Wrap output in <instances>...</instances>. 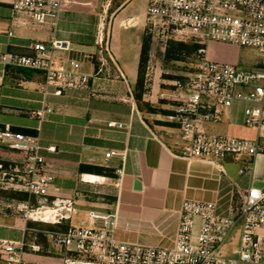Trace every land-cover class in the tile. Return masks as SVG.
I'll return each mask as SVG.
<instances>
[{
  "label": "crops",
  "instance_id": "obj_1",
  "mask_svg": "<svg viewBox=\"0 0 264 264\" xmlns=\"http://www.w3.org/2000/svg\"><path fill=\"white\" fill-rule=\"evenodd\" d=\"M101 1L63 0L54 30L51 23L33 25L29 18L13 15L11 0H0V52L32 55L33 43L54 36L71 42L65 58L77 59L81 71L97 76L89 88H69L56 94L51 87L45 94L41 71L0 63V130L8 127L40 134L42 153L55 177L50 197H58L61 202L70 199L77 208L68 219L71 224H87L90 210L116 213L115 234L119 240L170 246L185 199L216 202L230 188V179L243 189L264 187V153L254 158L253 169L244 175L238 172L242 161L224 162L225 168L226 164L237 165L231 175L227 169L225 174L211 163L181 156L177 123L169 117L179 104L174 84L178 78L163 77L162 68L158 72L151 58L152 46L143 98L138 102L134 95L143 39L149 32V0H124L116 8L108 0L105 5L102 2L103 9ZM166 47L161 49L165 51ZM244 48L211 42L207 55L212 60L241 65ZM254 55L251 60L244 59L247 67L260 59L257 52ZM143 102H149L155 110H149ZM46 103L52 111L38 116ZM243 107V103H235L224 122L211 128L228 135L239 132ZM111 121L125 127H108ZM112 149L119 153L107 157ZM0 161L20 163L22 155L0 142ZM2 172L0 169L1 188L7 180ZM136 180L141 182L140 189L135 187ZM33 222L13 212L0 214V240L24 242L25 264H64L59 247L49 253L33 250V245L40 246L33 236L39 231ZM238 243L235 228L221 252L231 255ZM0 264H6L1 246Z\"/></svg>",
  "mask_w": 264,
  "mask_h": 264
},
{
  "label": "built area",
  "instance_id": "obj_2",
  "mask_svg": "<svg viewBox=\"0 0 264 264\" xmlns=\"http://www.w3.org/2000/svg\"><path fill=\"white\" fill-rule=\"evenodd\" d=\"M63 0H11L12 13L33 25L51 23L57 28ZM146 16L151 34L199 45L194 70L176 79L179 104L171 120L177 123L180 155L215 165L227 174L224 162H240L244 175L254 158L264 153V0H149ZM12 34V32H10ZM211 42L235 44L256 51L260 59L249 67L212 60ZM32 55L0 52V63L37 69L45 76V94H62L69 88H89L96 75L81 71V63L65 58L71 42L57 39L31 45ZM243 103V125L258 132L255 139L224 134L211 127L224 122L235 103ZM50 104L36 114L51 112ZM124 128V123L108 122ZM0 142L22 155L20 163L3 169V188L25 191L24 200H0V214L13 212L26 220L60 223L77 208L68 199H51L55 177L42 153L41 136L0 130ZM54 149V147H49ZM119 152L109 150L107 157ZM120 181V179H118ZM230 188L216 202L185 199L172 245L122 241L116 237V213L90 210L88 223L70 224L66 230H44L52 244L64 251V264H264V187ZM199 219V225L197 224ZM199 227L196 237L194 231ZM238 228L239 243L231 255L221 252L230 232ZM6 264H25V243L0 240ZM39 250L40 246H32Z\"/></svg>",
  "mask_w": 264,
  "mask_h": 264
},
{
  "label": "trees",
  "instance_id": "obj_3",
  "mask_svg": "<svg viewBox=\"0 0 264 264\" xmlns=\"http://www.w3.org/2000/svg\"><path fill=\"white\" fill-rule=\"evenodd\" d=\"M152 35L150 33L145 34L143 39V46H142V53H141V59H140V67H139V77L136 84V88L134 91V95L138 102H140L143 98V92H144V84H145V75H146V69L147 65L150 59V51L152 46ZM199 45L196 43H193L191 41H183V40H176L171 39L165 51L160 53V57L164 61H171V60H183V56L185 54H191L193 57L198 49ZM170 78H179L177 75H166ZM185 76H180L179 79H184ZM143 105H146L149 110H155L154 107L151 106L149 102H143ZM3 162L4 165L8 166L7 161H0ZM0 194L5 195L7 199L10 200H24L27 198L28 193L25 191H19V190H6V189H0ZM9 201V200H8ZM35 224V227L39 230L33 233V236H35V241L40 244V250L44 253H49L55 251L53 250L54 245L52 244L49 236L44 232V230H66L70 226V220L65 219L61 221L60 223H54V222H43V221H37L33 222ZM40 223L43 225H47L48 228L40 227Z\"/></svg>",
  "mask_w": 264,
  "mask_h": 264
},
{
  "label": "rangeland",
  "instance_id": "obj_4",
  "mask_svg": "<svg viewBox=\"0 0 264 264\" xmlns=\"http://www.w3.org/2000/svg\"><path fill=\"white\" fill-rule=\"evenodd\" d=\"M107 1L108 0H102L100 2L101 3V9L104 8L103 3L105 5L107 3ZM112 1H113L112 4L114 5V6H112V8H116V6L120 5L124 0H112ZM142 7H143V4H141V8ZM147 22H148V19H147ZM147 30L149 31L148 28H147ZM147 33H150V32H147ZM151 35L153 38L151 58H152L153 62L155 63V66L159 67L158 72L162 68L163 77L171 74V75H177L180 78V76H185L194 70V57L191 54H185L183 56L184 57L183 60H171V61H164L163 62V59L159 55L161 52L164 51V49H161V47H165V42L162 40L163 38H161L160 35H157V34H151ZM171 39H175V38H170L169 41ZM255 53L256 52H254L253 50H250V48H244L243 57H244V59L246 58L247 60H251L255 57V55H254ZM244 59L241 63V66L247 67L246 66L247 64L245 63L247 61H244ZM238 128H239V132H238V130H236L235 133L232 132L231 133L232 136H234L233 134H236V136H238V137H248V138H252V139H255L257 137L258 132L251 129V128H248L244 125L240 126ZM226 169L231 175H233L237 170V165L226 164ZM0 189H1V187H0ZM2 189H5V188H2ZM11 189L12 188H9L6 190H11ZM12 190H14V189H12ZM0 200L8 201L10 199H7V197L5 195L0 194ZM40 227L48 228V226L46 224L42 225L41 223H40ZM51 248H53V250H54L55 246L51 247ZM62 252L64 253V251H62Z\"/></svg>",
  "mask_w": 264,
  "mask_h": 264
},
{
  "label": "water",
  "instance_id": "obj_5",
  "mask_svg": "<svg viewBox=\"0 0 264 264\" xmlns=\"http://www.w3.org/2000/svg\"><path fill=\"white\" fill-rule=\"evenodd\" d=\"M135 187L138 188V189H140L141 188V182L138 181V180H136Z\"/></svg>",
  "mask_w": 264,
  "mask_h": 264
},
{
  "label": "bare ground",
  "instance_id": "obj_6",
  "mask_svg": "<svg viewBox=\"0 0 264 264\" xmlns=\"http://www.w3.org/2000/svg\"><path fill=\"white\" fill-rule=\"evenodd\" d=\"M85 178L93 179L95 177L94 176H91V175H85Z\"/></svg>",
  "mask_w": 264,
  "mask_h": 264
}]
</instances>
